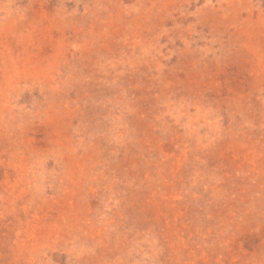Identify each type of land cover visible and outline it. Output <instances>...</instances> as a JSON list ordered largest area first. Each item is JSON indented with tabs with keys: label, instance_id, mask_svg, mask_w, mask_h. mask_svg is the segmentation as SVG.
I'll list each match as a JSON object with an SVG mask.
<instances>
[{
	"label": "rangeland",
	"instance_id": "rangeland-1",
	"mask_svg": "<svg viewBox=\"0 0 264 264\" xmlns=\"http://www.w3.org/2000/svg\"><path fill=\"white\" fill-rule=\"evenodd\" d=\"M0 264H264V0H0Z\"/></svg>",
	"mask_w": 264,
	"mask_h": 264
}]
</instances>
